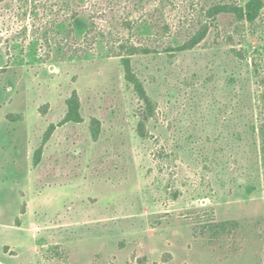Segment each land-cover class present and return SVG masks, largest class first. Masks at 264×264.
Listing matches in <instances>:
<instances>
[{
  "label": "rangeland",
  "instance_id": "rangeland-1",
  "mask_svg": "<svg viewBox=\"0 0 264 264\" xmlns=\"http://www.w3.org/2000/svg\"><path fill=\"white\" fill-rule=\"evenodd\" d=\"M233 1L0 0V264H264V8Z\"/></svg>",
  "mask_w": 264,
  "mask_h": 264
},
{
  "label": "trees",
  "instance_id": "trees-1",
  "mask_svg": "<svg viewBox=\"0 0 264 264\" xmlns=\"http://www.w3.org/2000/svg\"><path fill=\"white\" fill-rule=\"evenodd\" d=\"M264 8V0H249L246 4L241 5L237 2H229V3H219L211 8V12L215 13L216 16L219 14H230L233 15L239 23H243L245 21L254 22L261 15L262 9ZM208 31L207 25H203L202 33ZM147 49L142 47H138L133 43H126L121 45V51L119 53L122 56V61L125 65L127 75L129 78L133 80L134 83L138 84V80L135 78V75L132 74L131 69V57L135 54L146 52ZM123 52V53H122ZM253 69L255 75L259 78L262 77L260 72V67L256 61H253ZM141 134H144L142 129L140 130ZM249 190H254L253 186L249 187Z\"/></svg>",
  "mask_w": 264,
  "mask_h": 264
}]
</instances>
